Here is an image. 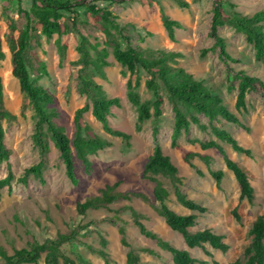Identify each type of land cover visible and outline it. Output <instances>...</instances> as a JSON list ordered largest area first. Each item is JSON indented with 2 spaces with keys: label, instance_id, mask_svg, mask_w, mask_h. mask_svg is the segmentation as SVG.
Masks as SVG:
<instances>
[{
  "label": "rangeland",
  "instance_id": "1",
  "mask_svg": "<svg viewBox=\"0 0 264 264\" xmlns=\"http://www.w3.org/2000/svg\"><path fill=\"white\" fill-rule=\"evenodd\" d=\"M183 1L188 8L181 9L172 0L98 1L96 5L112 12L119 23L126 25L124 35L129 38L131 47L141 51L176 54L170 63L185 69L195 79L202 81L213 94L221 97L225 106L247 128L243 130L221 119L213 123L219 129L230 133L242 148L250 151V156H245L235 153L230 146L221 144L227 157L246 171L254 190L252 205L246 200L239 202V186L217 151H202L198 145L189 143L190 140L216 141L209 129L202 132L197 126L191 125L179 139V144L187 150L208 156L209 166L195 157L192 160L195 169H192L170 148L172 105L168 102L167 95L162 93V117L158 124L157 140L163 153L170 157L178 169V176L182 180L181 191L188 199L206 209V212L199 216L198 225L192 231L211 229L222 235L223 242L228 246L226 253L214 250L208 245H205L203 250L188 251L193 258L205 261L206 264H229L240 259L242 250L248 245L251 222L257 216L264 215V70L254 60L253 48L247 43L245 36L228 25L219 27L217 35L223 39L226 52L232 61L225 65L219 58L218 50L202 55L203 50L210 49L214 44V40L209 36L213 0ZM232 3L236 10L243 14H253L264 9V0H233ZM17 4L16 0H0L1 34L6 29L8 16L17 18L18 28H22L24 22L17 16ZM21 4L23 9L28 10L30 0H21ZM224 9L230 12L226 4ZM75 11L79 16L76 32L71 29L73 16L66 14L61 20L60 36L53 35L50 39L38 36L32 52L39 61L30 58V77L36 85L46 89L54 97L58 114L54 122L64 128L68 139L71 140L75 134L76 110L87 105L88 111L83 114V120L89 129L82 131L81 135L100 137L109 142L110 147L89 156L93 164L89 173L74 157V172L78 185H71L65 175L64 164L50 138L47 154L41 155L34 146L33 114L20 93L18 82L11 75L10 55L6 44L2 42L5 59L0 61V78L3 83L4 107L16 115V120H0L4 143L11 150L9 159L0 163V179L4 178L9 170L13 175L10 186L1 190L0 247L11 255L13 249L25 248L32 241L42 243L53 239L58 233H67L77 228L78 239L61 248L65 255L77 254L89 264H105L94 252L101 249L100 241L103 239L107 243L105 252L108 264H125L128 249L120 245L117 227L110 223V219L119 208L131 206L142 215L141 222L148 230L176 248L186 249L182 237L166 226L150 204L140 200L114 203L107 209L90 211L84 216L76 213L78 202H84L87 198L97 195L104 185L117 181L120 182V191L142 192L154 203L152 183L141 179L143 166L153 151L154 123L151 119L141 125L140 132H135L136 110L126 100V81L129 74L114 61L111 49H106L109 66L103 69V75L93 69L87 70L86 73L95 83L101 85L107 97L120 99V108L110 110L108 124L112 129L131 136L130 147L127 149L119 138L106 134L102 125L92 117L91 104L79 89L77 70L80 66L69 64L79 58L75 48L82 36L92 45L97 44L98 49L102 48V40L101 34L86 23L84 11ZM162 15L181 24V28L174 32L173 40L169 39L162 25ZM58 41L61 45L66 43L63 61L60 60ZM240 69L258 78L259 82L256 89L247 95L245 109L237 112L234 109L236 92H228L227 86L233 80L232 75ZM139 77L141 85L138 94L142 100H148L151 95L144 87L145 74L140 71ZM233 85L235 88L237 82H233ZM198 118L207 124L205 117L199 115ZM38 164H41L40 178L33 174H24L26 169ZM210 170L224 172L219 189L209 174ZM162 183L169 192L167 205L179 215L188 214L187 210L177 204L172 182L162 179ZM235 206L240 217L239 222L231 214ZM119 216L127 222V240L132 248L145 247L156 252V256L143 254L142 264H172L170 254L160 250L155 242L141 236L133 227L128 212L120 213ZM39 264H43L42 259Z\"/></svg>",
  "mask_w": 264,
  "mask_h": 264
},
{
  "label": "trees",
  "instance_id": "2",
  "mask_svg": "<svg viewBox=\"0 0 264 264\" xmlns=\"http://www.w3.org/2000/svg\"><path fill=\"white\" fill-rule=\"evenodd\" d=\"M16 1L18 3L17 16L23 20L24 24L19 29L17 18L12 16L6 18V29L3 34L0 32V61L5 59L2 48V42H4L10 55L11 75L18 82L20 93L33 114L35 124L32 140L34 146L41 155H45L49 151L48 138H50L64 164L65 175L71 185H78V179L74 172V157L89 173L93 165L89 156L110 147V143L97 136L81 135L82 131L89 129L83 120V114L88 111L87 105L76 110L74 115L75 134L71 140L68 139L64 128L54 122V119L58 116L57 109L54 106V97L46 89L36 85L31 80L28 62L30 58L39 61L32 52L34 43H37L38 36L46 39H50L53 35L60 36L61 20L66 14L73 16L71 18V29L76 32L79 16L75 10L82 9L86 23L101 34V49H98L97 44L92 45L87 38L82 36L75 48L79 58L69 65L80 66L77 70L80 92L90 102L91 115L102 125L103 131L112 137L119 138L127 149L130 147L131 136L112 129L108 124L110 110L120 108V99L107 97L101 85L95 83L86 73L87 70L93 69L96 73L103 75V69L109 66L106 49H111L114 61L129 74L126 81V100L136 110L135 132H140L141 125L151 119L154 123L152 128L153 151L147 158L141 173V179L147 180L153 185L152 199L154 203L142 192L120 191V182L117 181L104 185L98 190L97 195L87 198L84 202H78L75 208L76 213L79 216H84L90 211L107 209L114 203L131 202L134 199L140 200L150 204L155 213L163 219L166 226L182 237L188 250H203L205 245H208L214 250L226 253L228 246L223 242L222 235L216 234L211 229L192 231L198 225L199 216L204 214L206 209L188 199L181 191L182 180L178 176V169L172 163L170 157L163 153L157 140L158 124L162 117V93H165L168 102L172 105L173 113L170 148L177 152L181 160L192 169H195L192 164L195 157L206 166H209L210 159L208 156L189 151L179 144L180 137L189 130L191 125L197 126L202 132L209 129L216 141L190 140L189 143L198 145L202 151H217L222 156L226 169L232 173L239 186V202L246 200L252 205L254 190L246 171L227 157L221 144H226L235 153L244 154L245 156H250V151L242 148L230 133L219 129L213 124L221 119L228 124L247 130L236 115L225 106L223 99L213 94L202 81L195 79L185 69L172 65L170 61L176 57V54L162 51H141L138 48L131 47L129 38L124 35L126 25L119 23L112 12L101 9L96 5L98 1L116 2L123 0H30L28 10L23 9L21 0ZM172 1L181 9L188 8L183 0ZM232 1L213 0L209 36L214 40V44L210 49L203 50L202 55L218 50L219 58L225 65H227V62L232 61L226 52L223 39L217 35L219 27L228 25L245 36V40L253 48L254 60L264 70V9L253 14H243L236 10V6ZM225 4L229 6L230 12L225 11ZM161 22L169 39L173 40L174 32L176 29L181 28V24L170 20L165 15L161 16ZM58 45L60 60L63 61L66 43L64 42L61 45L58 41ZM122 45H124V48H122ZM140 71L145 74L144 87L151 95L148 100H142L138 94L141 85ZM232 78L233 82H237V86L234 88L231 81L227 86V91L235 90L234 109L240 112L245 109L246 97L256 89L259 79L242 69L236 71ZM199 115L207 119V124L198 118ZM0 120H16V115L4 107V91L1 78ZM10 155L11 150L4 143V131L0 125V163L7 161ZM196 172L200 173L198 170ZM24 174H33L40 178L41 164L26 169ZM209 174L219 189L224 172L222 170H210ZM162 179L172 182L176 202L180 207L187 210L188 214L179 215L167 205L169 192L164 187ZM12 181L13 175L9 170L7 175L0 179V198L1 190L9 187ZM236 211L237 206L231 210V214L239 222L240 217ZM124 212L130 214L133 227L138 230L141 236L155 242L160 250L170 254L172 264H206L205 261L193 258L187 249L176 248L156 233L148 230L141 222L143 217L138 211L131 206H123L111 217L110 223L117 227L120 245L128 249L125 264H142L143 254L156 256V252L145 247L132 248L129 245L127 222L119 216L120 213ZM78 236L79 229L74 228L67 233H58L53 239L45 240L42 243L32 241L25 248L13 249L11 255L0 247V264H39L41 259L43 264H89L80 255H65L61 249L63 245L76 241ZM248 238L249 243L242 250L241 258L229 264H264V215L257 216L251 222ZM100 245L101 249L94 252L104 260L105 264H108L105 252L107 243L102 239ZM206 255L210 256L208 253Z\"/></svg>",
  "mask_w": 264,
  "mask_h": 264
},
{
  "label": "crops",
  "instance_id": "3",
  "mask_svg": "<svg viewBox=\"0 0 264 264\" xmlns=\"http://www.w3.org/2000/svg\"><path fill=\"white\" fill-rule=\"evenodd\" d=\"M187 249V248H186ZM188 250V249H187ZM191 254V253H190Z\"/></svg>",
  "mask_w": 264,
  "mask_h": 264
}]
</instances>
